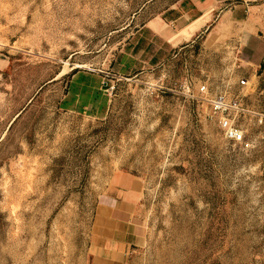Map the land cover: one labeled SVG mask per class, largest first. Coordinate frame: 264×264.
<instances>
[{"label":"rangeland","instance_id":"374dc122","mask_svg":"<svg viewBox=\"0 0 264 264\" xmlns=\"http://www.w3.org/2000/svg\"><path fill=\"white\" fill-rule=\"evenodd\" d=\"M179 1L0 0V264H87L118 173L142 183L147 232L127 264H264V61L231 26L185 49L142 33L163 36L150 20ZM73 69L108 84L102 117L57 109ZM200 85L240 102L244 143L224 140Z\"/></svg>","mask_w":264,"mask_h":264},{"label":"crops","instance_id":"0c3cea01","mask_svg":"<svg viewBox=\"0 0 264 264\" xmlns=\"http://www.w3.org/2000/svg\"><path fill=\"white\" fill-rule=\"evenodd\" d=\"M167 11L172 17L165 22L170 25H166L160 17L150 20L165 26L163 36L187 28L205 14L209 16L205 23L199 22L192 27V36L179 43L182 45L180 49L192 47L189 43L199 39L211 24H214L212 33L218 32L222 22L223 29L232 27L227 29L231 30L229 39L235 47H240L249 63L251 58L256 63L264 61V0H180ZM148 22L142 26V33L146 31L150 37L167 43L166 37L160 34L163 30L154 32ZM138 43L140 47L141 39L135 46ZM63 98L62 95L61 100ZM108 101L104 114L108 110ZM141 195L142 183L137 178L125 173L114 175L94 208L88 232L87 264H127L132 254L144 247L147 232L139 205Z\"/></svg>","mask_w":264,"mask_h":264},{"label":"trees","instance_id":"16d2710c","mask_svg":"<svg viewBox=\"0 0 264 264\" xmlns=\"http://www.w3.org/2000/svg\"><path fill=\"white\" fill-rule=\"evenodd\" d=\"M138 48L139 43L133 48L132 54H135ZM120 62L123 63V70L129 69L131 65L129 60L121 58ZM150 64H154L153 59L150 60ZM263 66L264 64L259 65V69H262ZM62 79L67 81L63 91L64 98L62 100L60 99L57 104L58 110L62 112L70 111L79 114L85 113L93 116H103L107 104V97L104 93L108 88L107 83L98 80L94 74H89L78 69L71 70ZM88 108L89 110H85ZM23 111L17 114L10 128Z\"/></svg>","mask_w":264,"mask_h":264},{"label":"built area","instance_id":"2783aa9c","mask_svg":"<svg viewBox=\"0 0 264 264\" xmlns=\"http://www.w3.org/2000/svg\"><path fill=\"white\" fill-rule=\"evenodd\" d=\"M250 81L241 80L240 85L246 86ZM181 91L185 93L189 98L191 96V82L184 81L181 86ZM251 87L249 88V90ZM198 94L205 105L209 108L210 114L215 117L217 122V127L220 130L224 140L231 145H240L244 143L243 131L236 125L235 116L238 113H243L240 102L236 100H231L229 96L225 94H218L210 96L208 94L207 86L200 85L198 87ZM263 119L258 120V124H262Z\"/></svg>","mask_w":264,"mask_h":264},{"label":"bare ground","instance_id":"6f19581e","mask_svg":"<svg viewBox=\"0 0 264 264\" xmlns=\"http://www.w3.org/2000/svg\"><path fill=\"white\" fill-rule=\"evenodd\" d=\"M208 20V14H205L202 18L194 21L190 26L185 29H182L178 32H175L171 35H165L167 44L171 46L178 45L182 40H188L192 36V27L198 24L199 22L205 23ZM222 26V23H221ZM220 26V27H221Z\"/></svg>","mask_w":264,"mask_h":264}]
</instances>
